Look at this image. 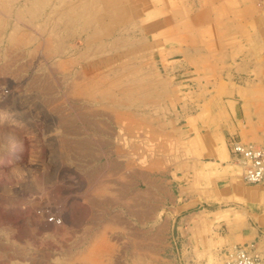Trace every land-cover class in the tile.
Returning <instances> with one entry per match:
<instances>
[{
  "label": "rangeland",
  "instance_id": "rangeland-1",
  "mask_svg": "<svg viewBox=\"0 0 264 264\" xmlns=\"http://www.w3.org/2000/svg\"><path fill=\"white\" fill-rule=\"evenodd\" d=\"M228 84L264 128V0H0V264H172L128 144Z\"/></svg>",
  "mask_w": 264,
  "mask_h": 264
},
{
  "label": "crops",
  "instance_id": "crops-1",
  "mask_svg": "<svg viewBox=\"0 0 264 264\" xmlns=\"http://www.w3.org/2000/svg\"><path fill=\"white\" fill-rule=\"evenodd\" d=\"M232 89L228 84L226 94L209 100L206 108L192 109L190 132L149 130L144 182L128 190L136 193L142 186L143 218L158 225V249L176 251L172 264H202L204 255L251 243L264 259V180L247 184L227 147L233 135L264 147L262 109L256 102L248 120ZM162 115L160 109L159 123ZM163 142L165 151L158 147ZM153 159L160 161L154 165Z\"/></svg>",
  "mask_w": 264,
  "mask_h": 264
},
{
  "label": "built area",
  "instance_id": "built-area-1",
  "mask_svg": "<svg viewBox=\"0 0 264 264\" xmlns=\"http://www.w3.org/2000/svg\"><path fill=\"white\" fill-rule=\"evenodd\" d=\"M227 146L232 162L237 165L248 184L264 180V150L251 143H244L237 137H229ZM224 264H264V259L254 245L245 244L222 252Z\"/></svg>",
  "mask_w": 264,
  "mask_h": 264
},
{
  "label": "bare ground",
  "instance_id": "bare-ground-1",
  "mask_svg": "<svg viewBox=\"0 0 264 264\" xmlns=\"http://www.w3.org/2000/svg\"><path fill=\"white\" fill-rule=\"evenodd\" d=\"M128 129H130L129 127H127ZM136 133L134 132H131V130H127V135H131L132 137H134ZM157 134V133H156ZM159 134V133H158ZM155 135V134H154ZM161 135V134H160ZM144 140L141 142H138V141H132L131 143L128 144V148L131 152V154L133 155L134 158H139V159H142V162H143V165H144V161L146 160V157L148 158L149 157V145L147 143V139H150L148 138V134L146 133V131H144ZM242 139V138H241ZM155 140V139H154ZM154 142V141H153ZM159 142V141H158ZM162 142V141H161ZM245 143V142H244ZM247 143V142H246ZM251 143V142H250ZM253 143V142H252ZM150 145H152V143H150ZM256 145V144H254ZM85 146V145H84ZM155 146V145H154ZM258 146V145H256ZM78 147L82 148V144L78 145ZM153 147V146H152ZM160 149L162 148L163 151L166 150V145L164 144V142L158 146ZM260 147V146H259ZM86 148V146H85ZM262 148V147H261ZM264 150V149H263ZM157 151V150H156ZM155 152V151H154ZM162 152V151H161ZM163 153V152H162ZM132 157V158H133ZM154 160V159H153ZM195 160V159H194ZM160 161V160H159ZM158 161V162H159ZM150 162V161H149ZM154 162V165H155V160L153 161ZM157 162V163H158ZM156 163V164H157ZM164 163V162H163ZM146 164V163H145ZM150 165V164H149ZM152 165V164H151ZM165 165V164H164ZM163 166V165H162ZM158 167V166H157ZM162 169V167L160 168ZM160 171V170H159ZM146 172V171H145ZM147 176V175H146ZM149 177V176H148ZM148 180V179H146ZM151 181V180H150ZM144 182V181H143ZM158 183V182H157ZM160 183V182H159ZM145 184V183H144ZM149 184H151L149 182ZM146 185H147V182H146ZM161 185V184H159ZM154 186V185H153ZM148 187V186H147ZM155 187V186H154ZM161 187V186H160ZM163 187V186H162ZM146 188V187H145ZM159 188V187H158ZM160 189V188H159ZM163 190V189H162ZM159 192V190H158ZM166 195V194H165ZM159 197V196H158ZM162 197V196H161ZM160 197V198H161ZM152 202V201H151ZM154 203V202H153ZM157 203V202H156ZM149 205V204H148ZM150 206V205H149ZM147 208V207H146ZM145 208V209H146ZM151 208V207H150ZM144 210V209H143ZM151 210V209H150ZM143 214H144V211H143ZM254 243V242H253ZM260 254V253H259ZM261 255V254H260ZM263 256V255H262Z\"/></svg>",
  "mask_w": 264,
  "mask_h": 264
}]
</instances>
